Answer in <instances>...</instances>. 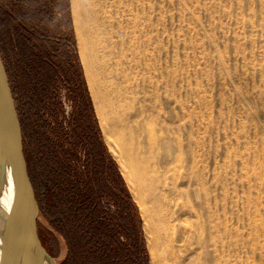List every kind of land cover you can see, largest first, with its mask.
<instances>
[{
  "label": "rangeland",
  "instance_id": "obj_1",
  "mask_svg": "<svg viewBox=\"0 0 264 264\" xmlns=\"http://www.w3.org/2000/svg\"><path fill=\"white\" fill-rule=\"evenodd\" d=\"M81 1L110 136L68 0L76 52L103 142L138 207L149 264L140 205L157 264H264V0ZM1 35L14 77V53ZM54 93L66 127L76 101L61 82ZM38 221L55 253L50 223L41 214ZM64 255L61 244L57 264Z\"/></svg>",
  "mask_w": 264,
  "mask_h": 264
},
{
  "label": "trees",
  "instance_id": "obj_2",
  "mask_svg": "<svg viewBox=\"0 0 264 264\" xmlns=\"http://www.w3.org/2000/svg\"><path fill=\"white\" fill-rule=\"evenodd\" d=\"M0 33L14 53L16 75L6 68L28 172L40 214L52 227L55 253L38 221L43 245L52 256L64 245L59 264H149L138 207L96 123L68 0H54L53 6L0 0ZM58 82L76 101L66 127L63 102L54 93Z\"/></svg>",
  "mask_w": 264,
  "mask_h": 264
},
{
  "label": "water",
  "instance_id": "obj_3",
  "mask_svg": "<svg viewBox=\"0 0 264 264\" xmlns=\"http://www.w3.org/2000/svg\"><path fill=\"white\" fill-rule=\"evenodd\" d=\"M10 170L12 209L0 234V264H57L43 245L38 229L40 206L28 172L19 118L9 75L0 53V171Z\"/></svg>",
  "mask_w": 264,
  "mask_h": 264
},
{
  "label": "bare ground",
  "instance_id": "obj_4",
  "mask_svg": "<svg viewBox=\"0 0 264 264\" xmlns=\"http://www.w3.org/2000/svg\"><path fill=\"white\" fill-rule=\"evenodd\" d=\"M71 6L80 59L84 67V72L94 101L95 110L99 117V122L104 133L108 136L110 134L111 127L109 119L106 115V107L103 101V93L98 84L97 75L94 71L92 50L89 46L90 36L86 29L87 21L90 20L91 14H88L86 12L84 3L81 0H71ZM131 156L130 157L132 161L134 159H137L136 153L133 155L131 152ZM121 165L124 167L123 161ZM128 169L129 171H131L129 166ZM13 195L14 189L12 181L10 179V170L7 167H4L0 171V234H3L5 231L6 220L9 217V214L12 209ZM140 206L144 218V227L148 236V247L151 252L152 264H157L156 261L158 260V258L156 257L157 254L155 251V241L151 231V218L146 213V210L143 205ZM42 264H50V262L44 260Z\"/></svg>",
  "mask_w": 264,
  "mask_h": 264
}]
</instances>
